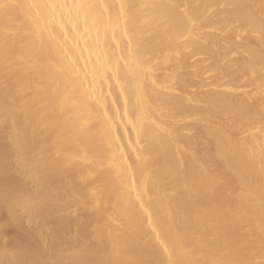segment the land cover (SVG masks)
<instances>
[{"label": "bare ground", "instance_id": "bare-ground-1", "mask_svg": "<svg viewBox=\"0 0 264 264\" xmlns=\"http://www.w3.org/2000/svg\"><path fill=\"white\" fill-rule=\"evenodd\" d=\"M2 179L0 264H264V0H0Z\"/></svg>", "mask_w": 264, "mask_h": 264}, {"label": "rangeland", "instance_id": "rangeland-1", "mask_svg": "<svg viewBox=\"0 0 264 264\" xmlns=\"http://www.w3.org/2000/svg\"><path fill=\"white\" fill-rule=\"evenodd\" d=\"M3 180H4V181H3ZM5 180H6V181H5ZM1 181L6 182V183H5V186H7V187H13V186H15V184H16L15 181H14L13 179H12V180H11V179H2V180H0V182H1ZM3 182H2V183H3ZM13 182H14V183H13ZM3 184H4V183H3ZM0 185H2V184L0 183ZM9 185H10V186H9ZM3 186H4V185H3Z\"/></svg>", "mask_w": 264, "mask_h": 264}]
</instances>
